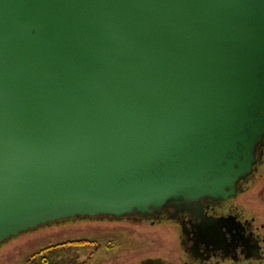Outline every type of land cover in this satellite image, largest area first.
<instances>
[{
	"label": "water",
	"instance_id": "obj_1",
	"mask_svg": "<svg viewBox=\"0 0 264 264\" xmlns=\"http://www.w3.org/2000/svg\"><path fill=\"white\" fill-rule=\"evenodd\" d=\"M263 149L264 0H0V246L200 210Z\"/></svg>",
	"mask_w": 264,
	"mask_h": 264
},
{
	"label": "flooded vegetation",
	"instance_id": "obj_2",
	"mask_svg": "<svg viewBox=\"0 0 264 264\" xmlns=\"http://www.w3.org/2000/svg\"><path fill=\"white\" fill-rule=\"evenodd\" d=\"M262 164L264 155L253 175L239 183L235 197L224 201H202L200 210L174 212L172 208H167L161 214L147 218L72 219L39 229L76 221L131 222L152 228V235L147 236L150 243L155 242L151 253L134 260H124L120 264H264V214L259 203L249 198L259 193L251 189L260 182L262 175L259 169ZM257 198L260 200L259 195ZM88 247H93L94 252L100 249L96 244L84 241L70 247L67 257L74 264L75 261L86 264L85 260H79L78 251ZM92 255L87 256V262L93 259Z\"/></svg>",
	"mask_w": 264,
	"mask_h": 264
},
{
	"label": "rangeland",
	"instance_id": "obj_3",
	"mask_svg": "<svg viewBox=\"0 0 264 264\" xmlns=\"http://www.w3.org/2000/svg\"><path fill=\"white\" fill-rule=\"evenodd\" d=\"M259 174L262 175L260 182L251 189L252 192L259 193L248 197L252 202L259 203L264 214V164L260 166ZM258 195L260 200L257 198ZM251 208L256 210L254 207ZM151 230L152 228L147 225L109 221H76L51 226L23 234L3 244L0 247V264H26L41 248L68 241H87L100 247L96 252L93 247L78 251L79 260H85L86 264H120L124 260H134L151 253L155 245V242L150 243L147 237ZM90 254H93V259L87 262V256ZM75 263L77 264L76 261Z\"/></svg>",
	"mask_w": 264,
	"mask_h": 264
},
{
	"label": "trees",
	"instance_id": "obj_4",
	"mask_svg": "<svg viewBox=\"0 0 264 264\" xmlns=\"http://www.w3.org/2000/svg\"><path fill=\"white\" fill-rule=\"evenodd\" d=\"M82 243L84 241H68L45 246L34 253L26 264H74L67 257L70 247Z\"/></svg>",
	"mask_w": 264,
	"mask_h": 264
}]
</instances>
